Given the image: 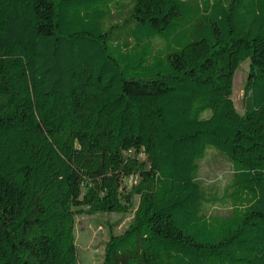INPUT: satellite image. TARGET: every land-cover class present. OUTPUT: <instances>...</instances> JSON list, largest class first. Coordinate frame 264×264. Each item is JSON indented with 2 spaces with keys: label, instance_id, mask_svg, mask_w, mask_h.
I'll return each mask as SVG.
<instances>
[{
  "label": "trees",
  "instance_id": "1",
  "mask_svg": "<svg viewBox=\"0 0 264 264\" xmlns=\"http://www.w3.org/2000/svg\"><path fill=\"white\" fill-rule=\"evenodd\" d=\"M132 212L104 264H264V0H0V264H78L77 217Z\"/></svg>",
  "mask_w": 264,
  "mask_h": 264
},
{
  "label": "rangeland",
  "instance_id": "2",
  "mask_svg": "<svg viewBox=\"0 0 264 264\" xmlns=\"http://www.w3.org/2000/svg\"><path fill=\"white\" fill-rule=\"evenodd\" d=\"M186 1V0H183ZM132 5L115 12L106 22V28L121 26L131 17ZM126 29H115L111 34L110 48L119 59V52L126 46ZM164 45L165 41L161 40ZM158 49H155V51ZM249 73V61H244L235 73L232 99L239 113H244L246 99V81ZM233 166L229 160L214 149L208 151L201 163L200 180L205 196L210 200L205 205L204 213L211 215H229L232 210L230 201H225L227 189L233 179ZM136 179L130 178L131 185ZM217 200L214 202L213 200ZM225 202V203H224ZM135 223L134 212L126 215L98 214L83 215L76 219V238L78 264H104L108 244L113 238L124 235Z\"/></svg>",
  "mask_w": 264,
  "mask_h": 264
}]
</instances>
